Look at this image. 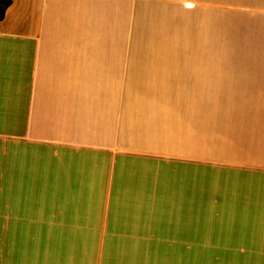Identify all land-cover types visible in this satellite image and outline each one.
Instances as JSON below:
<instances>
[{"label":"crops","instance_id":"1","mask_svg":"<svg viewBox=\"0 0 264 264\" xmlns=\"http://www.w3.org/2000/svg\"><path fill=\"white\" fill-rule=\"evenodd\" d=\"M222 2L227 53L129 51L136 0H11L0 264H180L207 176L227 264H264V0Z\"/></svg>","mask_w":264,"mask_h":264},{"label":"rangeland","instance_id":"2","mask_svg":"<svg viewBox=\"0 0 264 264\" xmlns=\"http://www.w3.org/2000/svg\"><path fill=\"white\" fill-rule=\"evenodd\" d=\"M136 25L132 52L227 53L222 0H136ZM218 177L201 178L199 230L185 238L180 264H227V179Z\"/></svg>","mask_w":264,"mask_h":264},{"label":"trees","instance_id":"3","mask_svg":"<svg viewBox=\"0 0 264 264\" xmlns=\"http://www.w3.org/2000/svg\"><path fill=\"white\" fill-rule=\"evenodd\" d=\"M11 4V0H0V19L3 18L6 8Z\"/></svg>","mask_w":264,"mask_h":264}]
</instances>
